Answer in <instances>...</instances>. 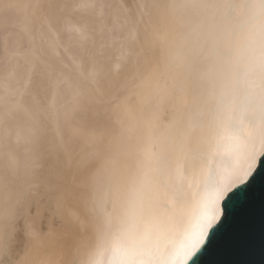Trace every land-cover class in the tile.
<instances>
[{
    "label": "snow or ice",
    "instance_id": "6c2138e0",
    "mask_svg": "<svg viewBox=\"0 0 264 264\" xmlns=\"http://www.w3.org/2000/svg\"><path fill=\"white\" fill-rule=\"evenodd\" d=\"M150 7V46L163 50L180 32L186 51L135 85L131 95L151 103L150 111L138 116L127 98L117 105L125 118L111 137L120 141L110 160L115 167L96 189L94 202L104 213L96 248L112 255L111 264H199L198 254L232 230L257 170L264 172V0H154ZM80 95L77 85L64 111L37 98L30 118L39 128L55 119L73 138L95 137L71 123ZM165 110L171 116L162 121ZM10 117L5 109L0 122ZM205 176L212 199L177 253L171 240L189 205L185 189ZM17 211L12 197L0 198V216L11 219Z\"/></svg>",
    "mask_w": 264,
    "mask_h": 264
},
{
    "label": "bare ground",
    "instance_id": "6f19581e",
    "mask_svg": "<svg viewBox=\"0 0 264 264\" xmlns=\"http://www.w3.org/2000/svg\"><path fill=\"white\" fill-rule=\"evenodd\" d=\"M48 2L0 0V117L11 110L0 122V198L12 197L18 208L11 219L0 216V264H77L86 257L111 264L112 255L96 248L104 213L94 201L115 167L110 160L120 141L111 137L125 118L117 105L127 98L138 116L150 111L132 90L186 46L180 32L163 50L150 46L154 0H60L56 10ZM77 85L81 110L71 123L95 137L73 138L55 119L34 124L37 98L64 111ZM170 116L165 110L161 120ZM185 192L189 205L171 240L177 253L213 196L206 176Z\"/></svg>",
    "mask_w": 264,
    "mask_h": 264
},
{
    "label": "water",
    "instance_id": "95a60500",
    "mask_svg": "<svg viewBox=\"0 0 264 264\" xmlns=\"http://www.w3.org/2000/svg\"><path fill=\"white\" fill-rule=\"evenodd\" d=\"M196 259L199 264H264V172L257 170L248 203L222 243L206 247Z\"/></svg>",
    "mask_w": 264,
    "mask_h": 264
}]
</instances>
